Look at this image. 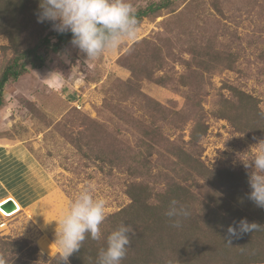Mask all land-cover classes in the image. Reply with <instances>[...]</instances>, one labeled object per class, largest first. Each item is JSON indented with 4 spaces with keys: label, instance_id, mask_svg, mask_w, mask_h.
<instances>
[{
    "label": "trees",
    "instance_id": "16d2710c",
    "mask_svg": "<svg viewBox=\"0 0 264 264\" xmlns=\"http://www.w3.org/2000/svg\"><path fill=\"white\" fill-rule=\"evenodd\" d=\"M175 1H152L136 9L138 21L171 9ZM39 4L40 0H0V35L6 36L13 50L0 72V108L8 82L17 80L29 68H42L50 54L71 43L70 32L58 34L51 29V22H37ZM187 9L190 13V6ZM181 15H177L179 21ZM187 36L191 39L187 43L190 59L180 78L155 76V69L141 72L130 67V77L119 84L123 87L119 90L121 100H127V95L136 99L144 118L136 116V111L126 104H107L125 124V134L134 137L132 144L114 139L110 152L102 153L90 143H74L103 172L112 175L114 170L122 176L129 202L105 215L101 238L92 240L86 236L81 248L68 258V264H97L107 236L122 222L131 226L132 233L121 264H264V208L249 199L248 172L231 165L209 166L202 160L201 146L210 116L225 119L237 132L264 137V110L258 99L239 85L223 82L213 109L204 107L209 95L207 77L222 68L244 75L238 56H245L250 49L256 48L255 57L264 64V45H236L238 51L225 50L221 54L214 40L203 45L195 43L192 33L187 32ZM28 38L32 43L21 41ZM171 39L143 38V57L154 64L160 61L161 50L165 48L168 53L172 49ZM233 39L243 44L244 38ZM138 77L159 85L180 86L184 106L176 109L148 97L139 91ZM186 127L185 138L182 131ZM116 134L121 132L117 130ZM172 201L188 212L179 217V227L173 226L177 218L166 215ZM241 219L261 227L239 238L232 237L228 243V226ZM38 245L45 254L53 253L54 247L45 238ZM43 252L31 239L0 236V264H61L60 255L47 258Z\"/></svg>",
    "mask_w": 264,
    "mask_h": 264
},
{
    "label": "rangeland",
    "instance_id": "374dc122",
    "mask_svg": "<svg viewBox=\"0 0 264 264\" xmlns=\"http://www.w3.org/2000/svg\"><path fill=\"white\" fill-rule=\"evenodd\" d=\"M152 1L159 0H129L135 10ZM181 13L179 21L177 15ZM187 32L192 33L195 43L204 45L214 40L221 54L225 50L236 51V45L244 47L257 42L263 46L264 0H176L171 9L142 19L135 41H125L91 60L70 43L50 54L42 68H29L5 85L0 108V181L22 210L12 217H3L0 236L31 239L41 252L38 241L45 238L54 249L51 255L43 253L51 258L59 255L56 221L81 191L90 190L94 198L103 199L105 215L129 202L122 176L114 170L112 175L103 172L74 143H90L102 153L110 152L114 139L132 144L134 137L125 134V124L108 105L126 104L136 111V116L144 118L136 99L127 95V100H121L119 90L123 87L119 84L130 77V67L141 72L155 69V76L180 78L190 59ZM235 36L244 38V45L238 44ZM145 37H171L172 49L166 53L163 48V58L155 64L147 61L140 42ZM12 54L8 39L0 35V72ZM257 54L255 48L238 56L244 75L222 68L207 77L206 109H213L220 85L229 82L254 95L264 110V64L255 57ZM138 79L139 91L153 100L176 109L184 106L180 86ZM208 123L201 141L202 160L212 167L231 165L249 174L251 168H245L243 160L250 159L264 137L237 132L225 119L210 116ZM165 127L169 129L167 124ZM117 130L122 135L116 134ZM182 132L186 138L188 127Z\"/></svg>",
    "mask_w": 264,
    "mask_h": 264
},
{
    "label": "clouds",
    "instance_id": "9594fccd",
    "mask_svg": "<svg viewBox=\"0 0 264 264\" xmlns=\"http://www.w3.org/2000/svg\"><path fill=\"white\" fill-rule=\"evenodd\" d=\"M46 21L51 22L52 29L58 34L70 32L71 44L88 60L107 50L117 49L125 41H135L139 32L136 11L129 0H40L37 22ZM255 149L250 159L243 162L245 168H251L248 175L251 188L249 199L256 206L264 208V141L259 142ZM105 207L103 199L94 198L91 191L86 189L56 221L55 243L61 264H68V258L81 248L86 236L92 240L101 238L100 226L105 220ZM166 215L177 218L173 226L179 227V217L187 216L188 212L172 201ZM260 227L246 219L234 222L227 228V242L231 243L232 237L239 238ZM131 233V226L123 222L113 230L107 236L106 247L98 254L97 264H121L131 243Z\"/></svg>",
    "mask_w": 264,
    "mask_h": 264
},
{
    "label": "crops",
    "instance_id": "0c3cea01",
    "mask_svg": "<svg viewBox=\"0 0 264 264\" xmlns=\"http://www.w3.org/2000/svg\"><path fill=\"white\" fill-rule=\"evenodd\" d=\"M5 191H7L5 189V187L3 186V183L0 181V199L4 198V197H10V198H14L12 195L7 194ZM15 199V198H14ZM16 203H18V205L21 207V205L19 204V202L15 199L14 200ZM18 214V213H17ZM3 223V216L0 215V227L2 226Z\"/></svg>",
    "mask_w": 264,
    "mask_h": 264
},
{
    "label": "water",
    "instance_id": "95a60500",
    "mask_svg": "<svg viewBox=\"0 0 264 264\" xmlns=\"http://www.w3.org/2000/svg\"><path fill=\"white\" fill-rule=\"evenodd\" d=\"M14 200L12 198H8L4 204H1L0 207L3 208L7 212H12L16 210L14 208Z\"/></svg>",
    "mask_w": 264,
    "mask_h": 264
},
{
    "label": "built area",
    "instance_id": "2783aa9c",
    "mask_svg": "<svg viewBox=\"0 0 264 264\" xmlns=\"http://www.w3.org/2000/svg\"><path fill=\"white\" fill-rule=\"evenodd\" d=\"M6 200H7V199L1 201V202H0V205H1V204H4ZM0 210L2 211V212L0 211V214H2V216H4V217L9 216V215H5V214H11V215H12V213L15 214V211H16V210H14V211H12V212H4V211H3V208H1V207H0ZM3 213H4V214H3Z\"/></svg>",
    "mask_w": 264,
    "mask_h": 264
},
{
    "label": "bare ground",
    "instance_id": "6f19581e",
    "mask_svg": "<svg viewBox=\"0 0 264 264\" xmlns=\"http://www.w3.org/2000/svg\"><path fill=\"white\" fill-rule=\"evenodd\" d=\"M7 198H10V197H6V198H4V199H1L0 202L3 201V200H5V199H7ZM14 203H15V204H14V208L17 209L16 204H18V203H16L15 201H14ZM19 207H20V206H19ZM20 210H22L21 207H20L19 210L15 211V213H18V211H20ZM0 211H1V210H0ZM4 211H5V210H4ZM1 212H2V211H1ZM5 212H7V211H5ZM3 214H4V213H3ZM13 214H14V213H12V215H13ZM5 215H9V216H7V217H11V216H12V215H10V214H5Z\"/></svg>",
    "mask_w": 264,
    "mask_h": 264
}]
</instances>
